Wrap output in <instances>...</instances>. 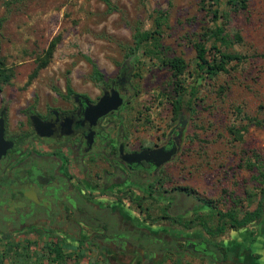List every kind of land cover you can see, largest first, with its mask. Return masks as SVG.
I'll return each instance as SVG.
<instances>
[{"label": "rangeland", "instance_id": "obj_1", "mask_svg": "<svg viewBox=\"0 0 264 264\" xmlns=\"http://www.w3.org/2000/svg\"><path fill=\"white\" fill-rule=\"evenodd\" d=\"M109 1L110 6L102 0H0V59L13 73L9 84L0 89V110L5 107L13 118L32 96L36 101L38 96L50 95V90H62L67 81L75 91L92 88L90 81L114 78L116 69L128 62L133 74L129 86L138 93L134 106L142 110L144 105L146 118L154 117L162 131L166 122L168 127L175 124V78L164 62L183 59L186 70L180 79L190 92L195 78L194 44L206 40L215 26L206 1ZM226 2L221 0L218 9L227 16L224 26L232 43L217 46L244 59L228 65L226 73L203 77L191 96L193 110L184 115L176 159L177 185L191 194L184 208L196 204L198 198L208 205L183 220L198 214L213 230L218 211H232L240 219L261 201V217L244 227L231 229L226 224L222 235L212 237L194 221L188 231L200 232L209 243L236 251L231 264H264V240L259 236L264 226L260 193L264 189L260 175L264 172V0H247L246 8L238 12ZM55 38L53 56L32 76ZM211 44L207 42L208 48ZM91 61L102 74L100 80L93 78ZM153 128L155 124H146V132ZM230 129L238 130L241 137ZM158 216L151 214L152 222L147 219L146 224H159ZM180 234L171 231L169 235ZM10 249L0 246V264H26L25 258H17ZM89 258L80 264H92ZM177 262L208 264L174 254L153 264Z\"/></svg>", "mask_w": 264, "mask_h": 264}, {"label": "flooded vegetation", "instance_id": "obj_2", "mask_svg": "<svg viewBox=\"0 0 264 264\" xmlns=\"http://www.w3.org/2000/svg\"><path fill=\"white\" fill-rule=\"evenodd\" d=\"M130 70L126 62L114 78L90 81L92 88L70 92L64 85L32 96L13 118L0 110V246L26 264H80L88 256L92 264H153L166 254L231 264L236 251L188 231L196 221L220 236L224 220L212 235L198 214L183 220L208 206L198 198L184 208L191 194L177 185L184 115L160 130L144 105L134 106ZM113 91L120 105L96 115L93 108ZM146 124L155 128L146 132ZM161 148L173 150L164 163L151 154ZM142 152L148 161L136 158ZM156 213L159 224L147 225ZM259 236L264 240L261 229Z\"/></svg>", "mask_w": 264, "mask_h": 264}, {"label": "trees", "instance_id": "obj_3", "mask_svg": "<svg viewBox=\"0 0 264 264\" xmlns=\"http://www.w3.org/2000/svg\"><path fill=\"white\" fill-rule=\"evenodd\" d=\"M107 6H110L109 0H102ZM208 8V12L212 16V21L215 23L213 29H211L207 35L206 40H199L194 44L195 52H196V62L193 73L195 75L192 89L190 92L188 88L184 86L181 82V76L184 74L186 70V64L183 59L179 57H174L168 59L164 64H166L171 72L172 76L175 78L174 84V92L176 95L175 103L173 104V115L176 119H178L182 114L185 115L187 112L193 110V100L192 95L196 92V88L198 86L199 81L203 77L213 78L219 73H226L228 70V65L231 63H239L243 61L244 57L236 54V53H228L224 52L217 45L221 46H229L232 42L226 33V29L224 26V22H226L227 16L223 15L219 12L218 5L221 0H205ZM227 5L229 8L233 9V11L238 12L239 10H244L246 8L247 0H227ZM221 19V24L217 25V21ZM159 27V26H157ZM144 37H147L144 35ZM235 40L239 41L240 37L238 35L235 36ZM212 41L211 46L208 48L207 42ZM58 43V38L52 40L44 52V60L41 61L33 73L32 76H35L39 69L45 67L53 56L54 50ZM92 66V75L96 80H100L102 78V74L98 70L96 64L91 61ZM13 77V73L10 69H7L6 64L2 59H0V89L2 86L9 84L11 78ZM67 89L71 92V88L69 82L66 84ZM191 91H193L191 93ZM190 94V96H189ZM232 133H236L238 137H241V133L238 130L230 129ZM260 175L264 177V172H261ZM261 197L264 199V189L261 190ZM262 202L260 201L257 204V208L252 212H247L243 214V216L238 219L232 211H227L225 213L219 214V223L216 229H211L203 225L204 230L209 234H215L222 231L221 222L224 220L226 224H230L232 228H241L246 226L248 223L257 220L261 217L262 214ZM261 234L264 237V227L261 228Z\"/></svg>", "mask_w": 264, "mask_h": 264}, {"label": "water", "instance_id": "obj_4", "mask_svg": "<svg viewBox=\"0 0 264 264\" xmlns=\"http://www.w3.org/2000/svg\"><path fill=\"white\" fill-rule=\"evenodd\" d=\"M120 103H121V99L119 98L118 94L114 93L113 91L110 98L106 96L103 97L101 101L93 108V110L96 111V115L99 116L111 109H116L120 105ZM179 124L183 126L184 122L180 120ZM3 129H4V119L1 114L0 116V135H2ZM172 153H173V150H166L165 148H161L157 151H153L151 154H152V158H154L155 156L157 159H159L158 163H164L170 159V156ZM146 154L148 153L142 152L138 154L136 158L139 160L145 159L148 161Z\"/></svg>", "mask_w": 264, "mask_h": 264}]
</instances>
